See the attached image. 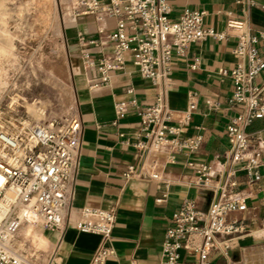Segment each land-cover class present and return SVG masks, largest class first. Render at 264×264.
I'll list each match as a JSON object with an SVG mask.
<instances>
[{
	"label": "built area",
	"instance_id": "1",
	"mask_svg": "<svg viewBox=\"0 0 264 264\" xmlns=\"http://www.w3.org/2000/svg\"><path fill=\"white\" fill-rule=\"evenodd\" d=\"M242 4L243 17H230L222 32L205 25L206 10L186 9L178 19L170 17L168 0H66L71 18L82 15L97 20L113 18V29L106 34L112 51L98 59L83 52L86 67H96L98 81L107 84L113 72L122 70L131 57L142 78L156 88L154 101L141 110L135 98L120 99L115 103L117 119L126 117L132 110L140 117L141 132L134 141L124 140L140 156L138 164H129L123 171L127 179L145 177L165 184V164L157 156L169 149L172 157L187 156L186 164L197 174V185L207 188L218 177L213 166L190 156L196 154L202 141L200 135H184L195 112L196 94L191 95L188 108L176 118L169 107L168 93L173 86V57L185 56L192 43L207 37L235 38L233 53L237 59L229 76L234 89L229 106L234 114L227 123L228 168L219 190L206 210L193 199H185L169 219L162 256L169 264H179L182 250L193 252L197 264H218L219 254L226 264H253L247 256L238 258L230 252L239 240L254 231L245 218L231 217L248 208L245 196H229V188L238 186L237 174L241 171L253 180H260L264 171V139L253 140L247 128L264 117V83L257 84L256 77L264 71V56L260 54L259 41L249 22V9L253 0H236ZM83 39L82 34H80ZM96 44L97 40H90ZM197 67V60L192 65ZM130 88L128 93H132ZM209 108L217 109L219 103L206 99ZM175 120H178L176 123ZM83 133L82 119L73 113L53 117L42 122H28L22 116L0 118V264H36L41 250L30 248L31 240L22 235L30 223L41 224L46 230L65 228V215L73 195V181ZM165 190L156 198L158 204L167 201ZM116 220L112 208L86 206L75 227L83 232L101 235L102 242L93 253L89 264H107L115 251L108 244Z\"/></svg>",
	"mask_w": 264,
	"mask_h": 264
},
{
	"label": "crops",
	"instance_id": "2",
	"mask_svg": "<svg viewBox=\"0 0 264 264\" xmlns=\"http://www.w3.org/2000/svg\"><path fill=\"white\" fill-rule=\"evenodd\" d=\"M253 1L249 22L256 34L264 35V0ZM168 2L171 19H178L186 9L206 10L205 25L218 32L225 30L230 17H243L242 4L236 0ZM114 25L113 18L100 21L93 16L82 15L76 19L70 17L65 31L70 56L76 63L73 66L76 113L82 119L83 133L65 228L50 231L38 224L23 229L24 235L26 232V237L33 244L37 243V249L45 250L46 264L90 263L102 237L75 227L81 219V210L86 206L112 208L116 212L108 242L115 253L107 264H169L164 260L161 248L169 219L185 199L195 200L201 209L206 210L210 202L218 197L215 183L223 181L228 168L226 127L234 114L228 101L234 86L230 77L222 75V71H230L237 61L233 53L235 38L207 37L192 43L185 56L173 57V86L168 93V103L178 118L179 112L188 108L191 95L196 94L197 106L184 135L201 136L198 151L190 157L211 163L218 177L207 188L197 185V174L187 166V156L177 154L173 158L172 152L166 148L160 150L157 156L165 164L163 176L169 182L168 187L145 177L127 180L123 176L129 164L140 161L136 150L122 142L139 137L140 117L137 111L132 110L126 117L117 119L115 103L120 99L135 98L139 108L144 110L154 101L156 88L142 78L130 56L122 70L112 73L107 84L92 86L94 81L99 80L100 73L96 67L85 66L83 52L88 51L95 59L109 54L112 44L106 34H99L98 29L105 28L109 32ZM90 40H97V43L90 44ZM258 46L264 56V37L260 38ZM196 60L197 67L193 68ZM255 82L264 83V71ZM130 88L132 93H128ZM207 98L217 100L219 107L209 108ZM247 131L255 141L264 139V117L254 121ZM236 178L238 186L229 188V196H245L248 208L231 217L247 219L254 232L243 236L230 254L234 258L247 256L253 264H264V171L260 180H253L241 171ZM165 190L168 191L167 201L158 204L156 198ZM215 259L218 264H226L219 254ZM179 264H197V257L191 251L182 250Z\"/></svg>",
	"mask_w": 264,
	"mask_h": 264
},
{
	"label": "rangeland",
	"instance_id": "3",
	"mask_svg": "<svg viewBox=\"0 0 264 264\" xmlns=\"http://www.w3.org/2000/svg\"><path fill=\"white\" fill-rule=\"evenodd\" d=\"M66 7V0H0V118L42 122L76 113ZM38 250L36 264H46Z\"/></svg>",
	"mask_w": 264,
	"mask_h": 264
},
{
	"label": "bare ground",
	"instance_id": "4",
	"mask_svg": "<svg viewBox=\"0 0 264 264\" xmlns=\"http://www.w3.org/2000/svg\"><path fill=\"white\" fill-rule=\"evenodd\" d=\"M28 225H30L31 227H34V226H36L37 224L30 223V224H28ZM28 225H27V226H28ZM25 227H26V226H25ZM28 228H29V227H28ZM28 228H27V229H28ZM23 229H24V228H23ZM23 229H22V230H23ZM29 230H30V229H29ZM26 236H27V234H25V237H26ZM35 236H36V235H35ZM35 236H34V237H35ZM37 237H38V236H37ZM40 238H41V237H40ZM42 240H43V239H42ZM42 240H41V241H42ZM43 241H44V240H43Z\"/></svg>",
	"mask_w": 264,
	"mask_h": 264
}]
</instances>
